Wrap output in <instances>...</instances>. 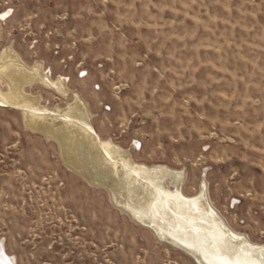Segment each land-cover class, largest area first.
<instances>
[{
  "label": "rangeland",
  "instance_id": "374dc122",
  "mask_svg": "<svg viewBox=\"0 0 264 264\" xmlns=\"http://www.w3.org/2000/svg\"><path fill=\"white\" fill-rule=\"evenodd\" d=\"M5 54L63 81L65 96L38 80L23 94L49 111L77 100L123 155L106 162L116 174L127 162L169 168L185 197L205 186L227 226L264 245V0H0V65ZM0 93H12L1 70ZM24 120L0 106V242L12 264H200Z\"/></svg>",
  "mask_w": 264,
  "mask_h": 264
},
{
  "label": "bare ground",
  "instance_id": "6f19581e",
  "mask_svg": "<svg viewBox=\"0 0 264 264\" xmlns=\"http://www.w3.org/2000/svg\"><path fill=\"white\" fill-rule=\"evenodd\" d=\"M0 67L12 92L7 96L0 93V106L20 108L26 126L56 137L69 166L108 188L134 219L152 225L159 237L182 248L200 264H264V245L253 244L233 232L209 204L205 186H200L198 195L187 198L180 191L181 176L164 166L135 168L127 162L124 169L128 174H116L106 162L115 166L111 158L123 155L116 153L109 142L97 138L77 100L63 112L49 111L38 105L37 97L23 94L26 82L38 80L65 96L63 81L50 82L36 69L27 71L10 54L3 55ZM168 179L171 191L166 188ZM144 180L150 182L146 184ZM12 262L0 242V264Z\"/></svg>",
  "mask_w": 264,
  "mask_h": 264
}]
</instances>
